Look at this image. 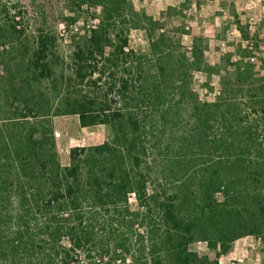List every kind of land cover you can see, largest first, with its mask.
Masks as SVG:
<instances>
[{
  "label": "trees",
  "instance_id": "trees-1",
  "mask_svg": "<svg viewBox=\"0 0 264 264\" xmlns=\"http://www.w3.org/2000/svg\"><path fill=\"white\" fill-rule=\"evenodd\" d=\"M66 8L100 9L67 55L44 28L0 41V264H218L191 246L225 254L245 237L264 250V76L236 61L202 101L197 44L189 59L132 0ZM132 30L147 52L128 47ZM59 116L113 127L119 146L72 147L62 166Z\"/></svg>",
  "mask_w": 264,
  "mask_h": 264
},
{
  "label": "rangeland",
  "instance_id": "rangeland-1",
  "mask_svg": "<svg viewBox=\"0 0 264 264\" xmlns=\"http://www.w3.org/2000/svg\"><path fill=\"white\" fill-rule=\"evenodd\" d=\"M132 4L135 10L158 20L163 31L173 33L189 59L196 52L195 44L201 48L203 62L209 68L191 74V88L200 100L217 101L222 83H229L227 79L236 61L249 63L255 79L264 76L260 68L264 61V0H132ZM99 10L83 8L72 14L66 8V0H0V41H4L11 27L23 30L27 36L44 28L58 39L60 52L67 55L72 49L73 37L97 23ZM67 17L76 21L69 23L65 21ZM1 46L0 42V57ZM128 47L147 52L145 32L132 30ZM74 119L76 116L52 119L62 166L69 163L70 145L87 147L108 141L119 146L113 127H88L81 131ZM191 249L218 264H264L262 244L254 237L237 240L225 254L210 250L203 242L194 243Z\"/></svg>",
  "mask_w": 264,
  "mask_h": 264
},
{
  "label": "crops",
  "instance_id": "crops-1",
  "mask_svg": "<svg viewBox=\"0 0 264 264\" xmlns=\"http://www.w3.org/2000/svg\"><path fill=\"white\" fill-rule=\"evenodd\" d=\"M77 118V117H76ZM74 123L76 122L78 124V119H74ZM93 127H97V126H93ZM85 129H88V128H80L81 131L85 130ZM86 135H88V133H86ZM65 139V137H63ZM67 141V140H66ZM103 142L99 143V144H102ZM57 144H58V141H57ZM97 144V145H99ZM74 147L73 145H70V148Z\"/></svg>",
  "mask_w": 264,
  "mask_h": 264
}]
</instances>
